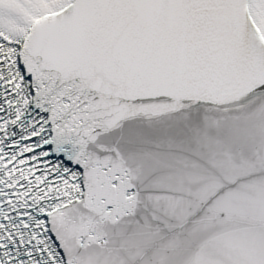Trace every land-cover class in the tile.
Instances as JSON below:
<instances>
[{
    "label": "snow or ice",
    "instance_id": "obj_1",
    "mask_svg": "<svg viewBox=\"0 0 264 264\" xmlns=\"http://www.w3.org/2000/svg\"><path fill=\"white\" fill-rule=\"evenodd\" d=\"M261 102L264 0H0V264H74L134 146Z\"/></svg>",
    "mask_w": 264,
    "mask_h": 264
},
{
    "label": "water",
    "instance_id": "obj_2",
    "mask_svg": "<svg viewBox=\"0 0 264 264\" xmlns=\"http://www.w3.org/2000/svg\"><path fill=\"white\" fill-rule=\"evenodd\" d=\"M253 108L185 116L134 146L128 166L136 152L149 161L134 173L139 195L101 192L119 211L70 225L74 264H264V112Z\"/></svg>",
    "mask_w": 264,
    "mask_h": 264
},
{
    "label": "bare ground",
    "instance_id": "obj_3",
    "mask_svg": "<svg viewBox=\"0 0 264 264\" xmlns=\"http://www.w3.org/2000/svg\"><path fill=\"white\" fill-rule=\"evenodd\" d=\"M252 105L255 107V108H253V110L254 109H256V110H259L260 109L259 110L260 112H264V102H261V103H258V104H252Z\"/></svg>",
    "mask_w": 264,
    "mask_h": 264
}]
</instances>
